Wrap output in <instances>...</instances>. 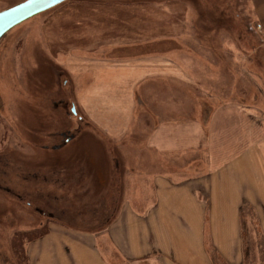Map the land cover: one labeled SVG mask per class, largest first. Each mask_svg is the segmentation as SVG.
I'll return each instance as SVG.
<instances>
[{
    "label": "crops",
    "instance_id": "0c3cea01",
    "mask_svg": "<svg viewBox=\"0 0 264 264\" xmlns=\"http://www.w3.org/2000/svg\"><path fill=\"white\" fill-rule=\"evenodd\" d=\"M252 4L264 33V0ZM70 40L62 42L69 51L58 55V66L72 105L101 109L105 124L131 130L101 138L117 148L87 155L93 180L84 187L104 194L93 203V223L40 211L45 232L25 243L24 264H212L208 246L226 264H244L240 210L248 204L264 211V138L255 136L256 117L244 110L240 118L237 99L215 106V95L192 84L190 58L176 54L172 36L132 43L106 37L102 57ZM123 141L134 148L122 149Z\"/></svg>",
    "mask_w": 264,
    "mask_h": 264
},
{
    "label": "rangeland",
    "instance_id": "374dc122",
    "mask_svg": "<svg viewBox=\"0 0 264 264\" xmlns=\"http://www.w3.org/2000/svg\"><path fill=\"white\" fill-rule=\"evenodd\" d=\"M23 1L0 0V12ZM253 7L252 0H71L2 38L0 264H18L10 251L14 232L39 227L44 210L49 218L58 209L72 224L93 223V203L104 194L84 187L93 180L87 172V155L117 148L103 136L118 137L131 130L126 124H105L101 109L72 105V88L62 85L67 78L58 62V55L69 51L63 40L79 39L72 46L102 57L97 54L105 48L106 37L132 43L172 36L176 54L190 58L192 84L215 95V106L237 99L240 118L244 110L252 113L255 136L264 138V33ZM70 67L85 74L77 64ZM245 129L242 122L239 130ZM140 135L137 141L144 138ZM121 148L134 146L123 141ZM256 209L254 219L249 218L250 210L240 215L244 264H264V211L260 215Z\"/></svg>",
    "mask_w": 264,
    "mask_h": 264
},
{
    "label": "water",
    "instance_id": "95a60500",
    "mask_svg": "<svg viewBox=\"0 0 264 264\" xmlns=\"http://www.w3.org/2000/svg\"><path fill=\"white\" fill-rule=\"evenodd\" d=\"M69 0H25L0 12V41L23 22Z\"/></svg>",
    "mask_w": 264,
    "mask_h": 264
},
{
    "label": "trees",
    "instance_id": "16d2710c",
    "mask_svg": "<svg viewBox=\"0 0 264 264\" xmlns=\"http://www.w3.org/2000/svg\"><path fill=\"white\" fill-rule=\"evenodd\" d=\"M69 1H71V0H69ZM45 198H46V196H45ZM54 198H55V196H53V199ZM246 210H250V211H248L249 216H252V217H249V218L254 219L255 218V212H256L254 207L251 205H248V204H244L240 210V215L242 213H244ZM254 231L255 230H253V232ZM44 232H45L44 226L43 227L39 226V227L30 229V231L16 230L14 232V236L11 239L10 251H11V256H13V258L17 261L18 264H24V262H25V257H24L25 248L23 247V244L30 241L31 239L39 236L40 234H42ZM258 249H259V247H258ZM207 253H208V257H209L212 264H214V263L226 264L225 261L220 257V255L216 251H214V249H212L211 247ZM261 253H264L263 249H262Z\"/></svg>",
    "mask_w": 264,
    "mask_h": 264
}]
</instances>
